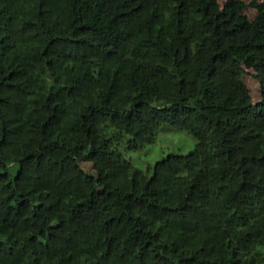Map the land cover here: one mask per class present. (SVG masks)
Listing matches in <instances>:
<instances>
[{"label": "trees", "instance_id": "1", "mask_svg": "<svg viewBox=\"0 0 264 264\" xmlns=\"http://www.w3.org/2000/svg\"><path fill=\"white\" fill-rule=\"evenodd\" d=\"M0 264H264V0H0Z\"/></svg>", "mask_w": 264, "mask_h": 264}, {"label": "rangeland", "instance_id": "2", "mask_svg": "<svg viewBox=\"0 0 264 264\" xmlns=\"http://www.w3.org/2000/svg\"><path fill=\"white\" fill-rule=\"evenodd\" d=\"M249 3L251 0H244ZM260 1V0H258ZM221 6L224 0H217ZM245 15L251 20L256 15V9L248 6L244 10ZM248 74L244 76L253 102L260 99V87L252 76V70L247 69ZM196 144L195 138L186 130L175 128L169 124H162L157 133L153 143L145 145L138 150H126L123 144L118 145V149L136 168L145 170L148 166L153 165L156 161L162 159L169 153L186 154L191 151ZM79 165L87 172L96 175V171L91 161L78 160ZM15 173L17 164L12 168Z\"/></svg>", "mask_w": 264, "mask_h": 264}]
</instances>
